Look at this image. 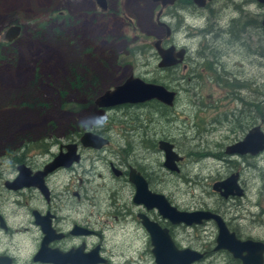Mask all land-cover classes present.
Returning <instances> with one entry per match:
<instances>
[{
	"label": "rangeland",
	"instance_id": "1",
	"mask_svg": "<svg viewBox=\"0 0 264 264\" xmlns=\"http://www.w3.org/2000/svg\"><path fill=\"white\" fill-rule=\"evenodd\" d=\"M226 1H215L208 14L189 10L185 7L189 0H176L158 16L161 5L151 0H105V10L95 0H0V163H4L0 183L13 176L7 168L10 157L27 154L39 167V154L45 157L79 141L84 132H98L110 140L111 152L132 146L147 157L146 163L157 166V172L150 174V187L178 208L216 210L211 184L229 169L217 159L199 156L219 157L235 137L230 133L234 120H257V114L264 112V62L259 69L243 48L223 45L227 55L219 67L215 63L219 48L204 42L203 30L208 24L213 30L217 27L219 2ZM232 17L228 13V20ZM158 22L170 28V38ZM16 23L23 27L18 38L3 44L4 31ZM156 40L187 49L182 64L159 68ZM207 62L210 67L204 66ZM131 75L177 93L174 105L152 101L99 109L93 104V95L112 90ZM30 102L38 104L32 107ZM160 140L185 156L178 173L161 167ZM79 150L86 158L94 156L89 148ZM236 160L240 169L242 160ZM102 174L112 181L107 165ZM247 174L244 168L243 178ZM76 178L60 173L51 185L70 179L77 184ZM140 232V263L154 264L150 248L145 249L148 235ZM174 239L185 248L183 229L174 231Z\"/></svg>",
	"mask_w": 264,
	"mask_h": 264
},
{
	"label": "flooded vegetation",
	"instance_id": "2",
	"mask_svg": "<svg viewBox=\"0 0 264 264\" xmlns=\"http://www.w3.org/2000/svg\"><path fill=\"white\" fill-rule=\"evenodd\" d=\"M215 1L218 0H206L204 5L199 7L193 0H189L185 7L209 14L211 5ZM163 8L161 6L157 15L160 16ZM229 9L231 12H227ZM228 13L234 16L230 20L227 18ZM157 25L165 31L166 38H170V28L160 22ZM216 25L214 30L210 24L203 30L206 46L219 48L216 65L222 67L221 60L227 55V51L225 53L222 48L225 45L233 49L243 48L252 62H257L259 69L263 68L264 0H227L224 4L219 2V18ZM11 26L15 25H9L7 29ZM16 26L23 29L22 25L16 23ZM2 41L3 44L9 43L4 39ZM158 41L159 45L155 47ZM166 44L163 40H156L153 43L160 58L159 63L161 57L158 49L175 47ZM178 51L179 49L175 47V52ZM186 55L187 49L183 59ZM210 65L211 63L207 62L204 66L210 67ZM173 93L175 100L177 93ZM100 94L101 91L97 92L94 100ZM235 97L236 94L233 93L231 99ZM152 101L99 109L143 106ZM261 103L263 105L264 100ZM257 117H259L257 120H234L230 126V133L235 137L221 150L219 157L214 153H203L205 155L201 153L199 156V158L204 156L217 159L229 169L228 174L221 175L211 184L210 193L218 202L214 205L216 210L204 206L178 208L164 194L151 189L148 180H151L150 174L157 172V166L154 168L151 162L146 163L147 157L133 150L132 146L111 152L108 150L111 145L110 140L98 132L90 133L106 139L107 145L99 150L89 148L94 156L86 158L84 151L79 150V141L73 142L78 145V161L68 168H59L47 175L44 179L46 192L35 185L14 188L6 183H11L18 177L21 166L29 168L32 173L42 170L60 154V148L57 152L46 153L45 157L39 154L38 157L42 158L39 167L30 161L34 157L27 154L10 157L7 168L13 170V176L0 183V264H91L95 261V264H141L142 232L140 231L144 230L148 235L142 224L143 218L167 229L175 245L178 243L174 239V231L183 229L186 246L182 248L176 245V247L188 249L200 256L191 264H264V112L257 114ZM254 129L256 131H253ZM250 132L252 138L263 141L261 150L256 154L227 152L229 147L241 142ZM160 142L172 145L166 140H160L157 142L158 150H160ZM172 150L180 158L176 163L177 170H169L165 166V158L161 167L176 174L179 172V165L185 162V156H180L173 145ZM62 151L65 152L64 149ZM101 151L106 155L99 154ZM160 152L164 156L163 151ZM236 159L242 160L240 169L237 168ZM3 164L1 162L0 167ZM103 165H107L108 173L115 182L103 176ZM244 168H248L246 178L242 176ZM97 169L98 173H96ZM65 172L70 173L74 178L77 177L78 183L75 184L70 179L67 183L62 181L54 186L51 185V181L58 174ZM131 173L141 176L147 183L148 190L153 194L162 195L171 207L187 213L209 212L220 219L222 225L214 219L202 220L200 224L190 226L171 224L160 216L156 208L147 209L142 204L134 202L136 187L130 181ZM230 178L233 179L227 185H219L217 190L214 189L215 185L222 184ZM221 226L227 231L222 232ZM149 248L152 255L148 236L145 249L149 250ZM212 255L214 259L210 258Z\"/></svg>",
	"mask_w": 264,
	"mask_h": 264
},
{
	"label": "water",
	"instance_id": "3",
	"mask_svg": "<svg viewBox=\"0 0 264 264\" xmlns=\"http://www.w3.org/2000/svg\"><path fill=\"white\" fill-rule=\"evenodd\" d=\"M97 5L105 10V0H95ZM154 3H159L162 7L172 5L176 0H151ZM206 0H193L197 6L202 7ZM159 16V15H158ZM157 16V17H158ZM21 33L19 26L9 27L3 35V39L9 43L18 38ZM159 41L155 43V47H158ZM158 53L161 57L159 63L160 68H166L175 66L182 62L184 50L180 49L175 52V47L171 46L166 50L158 49ZM175 94L168 91L161 85L145 83L139 78H135L132 75L129 76L121 85L115 86L112 90L105 91L102 95H99L94 104L98 108H112L118 105L126 104H143L155 100L161 102L167 106H172ZM253 131H256L254 129ZM80 146L83 148H91L99 150L107 145V140L92 134L90 132H84L79 139ZM263 141L257 138H252L251 132L239 143L228 148V153H247L256 154L263 147ZM77 144L69 143L63 147H60V154L56 156L51 162H49L42 170L32 173L31 170L25 166L19 168L18 177L11 183L14 188L21 186L35 185L41 191L46 192L44 179L47 175L54 172L59 168H68L74 162L78 161L79 155L77 154ZM160 150L164 153L165 166L172 171H176V163L180 161V158L172 150V145L166 142L159 143ZM65 150V152L62 151ZM233 178H230L222 184L214 186L217 190L219 185L231 182ZM130 181L135 185L136 192L134 196V202L142 204L147 209L156 208L158 213L163 219H167L173 225H187L200 224L202 220L214 219L219 225H222L220 219H217L209 212L195 211L192 213L181 212L176 208L171 207L166 199L162 195L153 194L147 188V183L138 174H130ZM143 226L145 227L150 244L151 253L154 259V264H191L195 260H198L200 256L188 249H179L174 244L173 240L168 234L167 229L161 228L158 224L152 223L143 218ZM222 232H226L224 226ZM96 263V261H95ZM91 263V264H95Z\"/></svg>",
	"mask_w": 264,
	"mask_h": 264
},
{
	"label": "trees",
	"instance_id": "4",
	"mask_svg": "<svg viewBox=\"0 0 264 264\" xmlns=\"http://www.w3.org/2000/svg\"><path fill=\"white\" fill-rule=\"evenodd\" d=\"M71 74H73V72L71 71ZM71 76V75H70ZM75 77V76H74ZM79 85H80V81H79V79L77 78V81H74V83H73V86L77 89L78 87H79ZM79 90V89H78ZM81 92H84V93H87V91H85V90H80ZM93 97H94V95L92 96V99H93ZM36 104H38V103H36V102H30V104H29V106H35Z\"/></svg>",
	"mask_w": 264,
	"mask_h": 264
}]
</instances>
